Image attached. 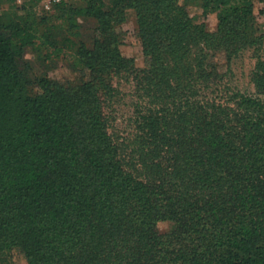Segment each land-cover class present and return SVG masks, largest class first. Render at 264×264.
Listing matches in <instances>:
<instances>
[{"label":"trees","instance_id":"trees-1","mask_svg":"<svg viewBox=\"0 0 264 264\" xmlns=\"http://www.w3.org/2000/svg\"><path fill=\"white\" fill-rule=\"evenodd\" d=\"M14 1L0 0V264H264V39L252 0L62 1L50 15L37 13L42 0ZM191 2L218 12L216 31ZM127 8L142 68L115 32ZM79 15L96 19L92 44ZM247 45L259 47L254 93L224 82L219 57ZM27 46L42 63L71 50L78 74L32 80ZM119 74L138 98L130 150L106 112Z\"/></svg>","mask_w":264,"mask_h":264},{"label":"rangeland","instance_id":"rangeland-1","mask_svg":"<svg viewBox=\"0 0 264 264\" xmlns=\"http://www.w3.org/2000/svg\"><path fill=\"white\" fill-rule=\"evenodd\" d=\"M25 0H15L14 5H23ZM73 6H85L86 0H64ZM254 10V24L257 28L258 34L262 35L264 39V0H252ZM55 3L49 7L47 1L42 0L36 5L38 14H54ZM7 7L0 3V13L2 9ZM188 9L196 22H204L205 28L209 31H216L218 28V12H208L203 14V9L196 3L191 2ZM23 11L22 9H20ZM55 17L52 18V21ZM78 23L80 38L87 44L93 43L94 30L97 25L96 19L90 16L79 15L75 18ZM115 32L118 36L119 47L122 54L126 57H133L135 64L142 68L145 65V55L143 52L142 41L138 34V23L136 11L133 8L125 10L124 20L115 26ZM261 52L264 48L263 44L260 47ZM257 46L247 45L239 53L232 57L231 61H227L226 57L219 55L224 70H228L225 75V83H227L233 90L245 93H254L255 82L253 80L252 71L257 62L258 54ZM26 61L30 64L31 69L29 76L35 80L42 74H47L51 77L64 79H73L78 74L73 70L74 57L71 50H66L58 57H53L47 62H40L32 46H27L24 49L23 57L20 60ZM112 83L117 89L116 95L113 100L107 105L106 112L110 119V131L115 139L123 144L130 150L134 144L136 128H135V106L138 101L136 95L135 84L131 79L119 74L115 75ZM168 226L166 222L160 224V228L165 229ZM19 261V260H18Z\"/></svg>","mask_w":264,"mask_h":264},{"label":"built area","instance_id":"built-area-1","mask_svg":"<svg viewBox=\"0 0 264 264\" xmlns=\"http://www.w3.org/2000/svg\"><path fill=\"white\" fill-rule=\"evenodd\" d=\"M45 1H47V6L49 7L52 3L62 2L64 0H45Z\"/></svg>","mask_w":264,"mask_h":264}]
</instances>
